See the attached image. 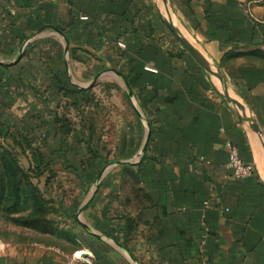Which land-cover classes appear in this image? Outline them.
<instances>
[{
	"label": "crops",
	"instance_id": "0c3cea01",
	"mask_svg": "<svg viewBox=\"0 0 264 264\" xmlns=\"http://www.w3.org/2000/svg\"><path fill=\"white\" fill-rule=\"evenodd\" d=\"M168 1L180 36L249 112L179 43L160 0H0V137L23 121L12 112L19 88L36 90L37 76L24 73L43 72L46 91L73 96L113 75L133 111L114 161L80 139L91 155L80 167L91 170L79 173V193L60 201L74 236L68 247L0 241V264H65L76 252L77 264H264V148L251 116L264 137V0ZM48 119L49 132L70 135ZM228 143L252 177L230 171Z\"/></svg>",
	"mask_w": 264,
	"mask_h": 264
},
{
	"label": "rangeland",
	"instance_id": "374dc122",
	"mask_svg": "<svg viewBox=\"0 0 264 264\" xmlns=\"http://www.w3.org/2000/svg\"><path fill=\"white\" fill-rule=\"evenodd\" d=\"M40 59L47 64L46 57ZM31 65L39 66L40 62L35 59ZM35 75L36 90L21 86L22 96L12 110L16 120L23 121H16V129L0 137V241L63 243L68 247L74 236L60 201L67 203L74 198L79 193V173L91 170L88 164L80 167L91 157L80 139H89L107 163L114 161L126 143L133 111L125 105L124 84L113 75H103L87 95L77 96L57 88L46 91L43 72L23 76L32 81ZM115 81L120 89L113 87ZM51 115L56 118V132L70 129V135L64 138L43 126ZM58 118L66 124L57 123ZM37 218L46 224L34 228L23 222Z\"/></svg>",
	"mask_w": 264,
	"mask_h": 264
},
{
	"label": "water",
	"instance_id": "95a60500",
	"mask_svg": "<svg viewBox=\"0 0 264 264\" xmlns=\"http://www.w3.org/2000/svg\"><path fill=\"white\" fill-rule=\"evenodd\" d=\"M160 2L162 3V5L167 9V11L170 14V17L172 19V24H171V28L172 31L174 33V35L176 36V38L178 39L179 43L184 47V49L195 59V61L201 66V68L206 72V74L211 77L212 79L218 81L221 85L222 88L226 94V97L229 101V103L235 107L238 111L242 112V113H247L249 112L248 107H246L245 105L241 104L232 94L227 80L224 77V75L212 64L210 63L206 58H204L188 41H186L184 38H182L179 34L178 28H177V24H176V16L174 13V10L170 4V2L168 0H160ZM140 114V112H139ZM141 115V114H140ZM252 116V122H253V126L255 129V132L259 138V141L262 145V147L264 148V137L262 135V133L260 132V129L258 127V124L254 118V116L251 114ZM149 138H150V133H148L144 147L142 149V151L144 152L147 148L148 142H149ZM94 194L95 192H93L90 197L88 198V200L86 201V203L83 205V207L80 209V213H83L87 207L91 204V202L93 201L94 198ZM80 225L85 229V231H87L88 233H92L91 229L84 224L82 221L79 220ZM84 258V257H83Z\"/></svg>",
	"mask_w": 264,
	"mask_h": 264
},
{
	"label": "built area",
	"instance_id": "2783aa9c",
	"mask_svg": "<svg viewBox=\"0 0 264 264\" xmlns=\"http://www.w3.org/2000/svg\"><path fill=\"white\" fill-rule=\"evenodd\" d=\"M120 47H124L123 44H119ZM228 154V167L232 171L233 175L237 178H250L254 174V167L247 164L242 159L237 147L231 143L227 144ZM84 262L82 253H74L72 256L66 257L65 264H77Z\"/></svg>",
	"mask_w": 264,
	"mask_h": 264
},
{
	"label": "trees",
	"instance_id": "16d2710c",
	"mask_svg": "<svg viewBox=\"0 0 264 264\" xmlns=\"http://www.w3.org/2000/svg\"><path fill=\"white\" fill-rule=\"evenodd\" d=\"M73 91L74 92H81V91H77V90H75L74 88H73ZM83 93H87L86 91L85 92H83ZM65 123L66 124V121H64L63 119H60V118H58V120H57V123ZM65 126H69L68 124L67 125H65ZM64 126V127H65ZM69 132H70V129H68L67 131H63L62 133L63 134H69ZM3 137H4V134H1ZM88 146H89V149H91V151H92V149H93V147H92V145H91V143H90V141L88 140ZM95 153H97V152H95ZM98 154V153H97ZM95 155V156H98V155ZM43 157V156H42ZM43 159V158H42ZM102 164H103V162H101ZM9 171V170H8ZM8 176L11 178L12 177V173H11V171H9L8 172ZM37 177H39V176H37ZM60 207H61V204H60ZM26 225H28V226H30V227H38L39 225L41 226L42 225V223L43 224H46L45 223V221H41V219L40 218H37V219H28V220H24L23 221Z\"/></svg>",
	"mask_w": 264,
	"mask_h": 264
},
{
	"label": "bare ground",
	"instance_id": "6f19581e",
	"mask_svg": "<svg viewBox=\"0 0 264 264\" xmlns=\"http://www.w3.org/2000/svg\"><path fill=\"white\" fill-rule=\"evenodd\" d=\"M260 166H261V164H260ZM264 168V167H263ZM263 172V171H262Z\"/></svg>",
	"mask_w": 264,
	"mask_h": 264
}]
</instances>
